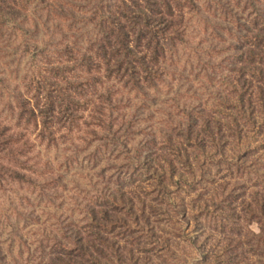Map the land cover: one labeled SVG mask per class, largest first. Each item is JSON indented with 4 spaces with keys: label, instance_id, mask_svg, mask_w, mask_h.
<instances>
[{
    "label": "rangeland",
    "instance_id": "rangeland-1",
    "mask_svg": "<svg viewBox=\"0 0 264 264\" xmlns=\"http://www.w3.org/2000/svg\"><path fill=\"white\" fill-rule=\"evenodd\" d=\"M171 1L185 18V37L168 50L163 63L168 67L166 82L159 89H150L148 96L127 93V105L114 112L118 125L97 130L96 136H86L76 129L67 134L62 129L56 146L47 148L37 138L40 127L30 128L36 145L34 155L40 152L39 158L48 163L50 173L38 178L22 172L30 177L26 184L20 183L22 180L16 175L0 181V264H36L39 258L47 259L52 238L61 236V227L71 222L79 227L89 226L85 206L107 203L108 197L121 187L128 188L129 194L140 193L154 206L152 227L157 235L153 239L160 245L141 238L135 257H113L110 249L103 264H211L204 262L192 242L198 236H202L201 242L221 240L226 233L218 231L221 210H208L204 203L213 204L219 190L228 194L229 184L235 182L241 183L231 200L232 206H237L242 199L238 197L250 191L244 185L250 186L254 176L247 168L235 170V165L229 170L227 164L235 163L233 160L247 164L254 156H247L244 146L239 159L231 158L230 152L229 161L219 153L202 157L203 164L195 167L194 173L185 168L179 170L187 175L188 185L181 184L182 178L176 175L175 182L168 183V190L151 187L152 179L147 178L143 164L156 153L169 155L160 127L168 131L170 119L179 120L185 110L200 102L206 107L213 105L222 89L220 82L228 74L226 58L237 45V36L245 33L240 24L247 25L256 14L264 13V0ZM6 2L10 17L0 31L1 131L16 124L19 95L26 98L28 92L29 96L35 94L33 81L42 72L40 66L65 62L73 54L79 57L95 52L101 27L108 18L119 19L113 14L123 12V0ZM41 53L47 58L45 61ZM150 139L155 141L151 143ZM256 141L250 140L249 145L255 148L259 143ZM36 162L37 159L32 160L29 166ZM184 206L188 210L186 219L173 211ZM240 230L257 234L258 225L253 219L244 221ZM110 243L114 245L112 239Z\"/></svg>",
    "mask_w": 264,
    "mask_h": 264
},
{
    "label": "trees",
    "instance_id": "trees-1",
    "mask_svg": "<svg viewBox=\"0 0 264 264\" xmlns=\"http://www.w3.org/2000/svg\"><path fill=\"white\" fill-rule=\"evenodd\" d=\"M8 9L6 0H0V31L10 17ZM177 9L171 0H123V12L113 14L119 19L108 18L101 27L95 52L79 57L73 54L65 62L40 66L42 72L33 81L35 94L29 96L28 92L26 98L19 95L16 124L0 130V181L16 175L26 184L30 177L22 172L38 178L50 173L48 163L39 158L40 152L34 155L31 127H40L37 138L47 148L56 146L62 129L67 134L76 129L86 136H96L97 130L118 125L114 112L127 105V93L148 96L150 89H159L166 82L168 67L163 63L168 50L185 37V18ZM240 25L245 33L239 32L238 43L226 58L228 74L220 82L222 89L213 105L206 107L200 102L185 110L179 120L170 119L168 131L160 127L169 155L156 153L143 164L147 178L152 179L151 187L168 190V183L175 182L176 175L182 178L181 184L188 185L187 175L179 170L194 173L195 167L203 164L202 157L219 153L229 161L230 152L231 158L239 159L244 146L245 154L254 156L247 164L237 160L227 164L229 170L235 165V170L247 168L254 176L250 186L243 184L250 191L237 195L242 198L237 206H232L231 200L241 183L235 182L229 184L228 194L219 190L213 204L204 203L208 210H221L218 231L226 233L221 240L213 239L216 242H201L202 236L192 242L204 262L211 264H264V13ZM40 56L47 59L43 53ZM257 139L258 146L249 145L250 140ZM34 159L35 166H29ZM127 189H116L105 204H87L83 211L89 226L71 222L61 227V236L52 238L50 256L39 258L36 264H103L110 249L113 257H135L141 238L158 245L153 239L157 235L152 227L154 206L140 193L129 194ZM173 211L183 219L188 217L186 206ZM252 219L258 233H242L241 222Z\"/></svg>",
    "mask_w": 264,
    "mask_h": 264
}]
</instances>
